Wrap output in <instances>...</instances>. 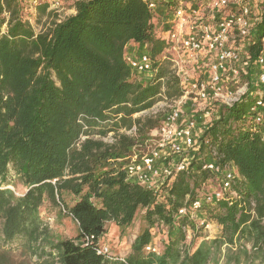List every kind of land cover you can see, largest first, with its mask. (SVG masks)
<instances>
[{"label":"trees","instance_id":"trees-1","mask_svg":"<svg viewBox=\"0 0 264 264\" xmlns=\"http://www.w3.org/2000/svg\"><path fill=\"white\" fill-rule=\"evenodd\" d=\"M178 1L164 3L174 7ZM73 7L74 14L35 33L20 0H0V238L23 241L42 264H264V131L255 130L248 118L253 98L218 109L199 137L196 158L170 186L154 193L127 181L117 159L160 122V114L143 120L133 114L158 101L163 87L166 98L178 97L181 88L165 61L141 84L123 58L124 47L129 41L145 43L156 57L169 25L143 0H76ZM250 17L247 50L253 60L264 51V0L251 6ZM134 125L138 137L119 132ZM95 127L100 137L113 130L116 141L91 136ZM80 134L88 137L77 145ZM212 156L238 174L233 187L239 198L206 210L221 235L184 248L179 229L160 254L144 251L150 229L160 223L172 227L178 209L213 178L203 168L204 158ZM11 172L23 193L7 187ZM65 194L73 197L70 203ZM44 200L76 223L74 237L50 234L40 217ZM139 209L146 225L125 262L99 254L106 223L125 228ZM178 224L194 227L184 217ZM0 264H14L8 249L0 248Z\"/></svg>","mask_w":264,"mask_h":264},{"label":"built area","instance_id":"built-area-1","mask_svg":"<svg viewBox=\"0 0 264 264\" xmlns=\"http://www.w3.org/2000/svg\"><path fill=\"white\" fill-rule=\"evenodd\" d=\"M67 1L20 0L25 20L28 8L45 6L46 11L57 13L56 23L75 13L73 3L76 0H70L73 1L72 9L65 17L60 16ZM143 1L161 23L169 25L161 34L165 47L153 57L147 44L129 41L124 47L123 58L132 75L143 85L153 79L161 63L167 62L169 73L178 80L181 94L174 97L169 108L160 114L159 126L149 131L145 147L136 143L128 155L117 160L123 161L121 169L127 181L159 193L171 185L179 171L190 167L200 147L199 137L217 117L220 107H230L245 96L252 97L248 118L255 130L264 131V51L252 60L247 50L253 24L250 10L257 1L179 0L174 7L165 4L170 0ZM252 73L257 76V81ZM159 96L166 100L164 87ZM148 110H142L140 114H147ZM79 121L83 122L81 118ZM119 132L130 136L137 133L135 125ZM91 136L109 144L117 139L111 130L102 137L99 134ZM87 137L80 134L77 145ZM203 168L213 178L204 182L191 202L178 209L172 225H179V219L184 217L193 223L195 230H207L210 224L205 215L207 208L222 200L239 198L233 187L238 178L234 166L221 167L212 156L204 158ZM251 212L253 214V210ZM186 225L190 227V224ZM186 225L180 228L183 230ZM153 229H150L151 233ZM97 245V252L108 260L125 262L124 257L113 255L106 244L98 241ZM144 251L162 252L154 241L149 242Z\"/></svg>","mask_w":264,"mask_h":264},{"label":"rangeland","instance_id":"rangeland-1","mask_svg":"<svg viewBox=\"0 0 264 264\" xmlns=\"http://www.w3.org/2000/svg\"><path fill=\"white\" fill-rule=\"evenodd\" d=\"M247 1V0H246ZM253 1V0H249ZM72 2L73 1H67L66 3L63 4L62 10L60 11V16L65 17L68 15L67 11L72 9ZM27 17V22L31 25L35 33H39L42 31H46L49 29L53 23H56V18H57V13L54 12H49V11H40L38 8H28V12L26 14ZM142 50H140L141 52ZM254 80L257 81V76L254 75ZM140 77L145 78V75H140ZM172 99L173 98H166V100H161V98L156 101L147 111V114H140V112L135 113L133 117H142L141 119L145 117H154V115H159L161 114L164 110L168 109L169 106L172 104ZM185 108H188L186 106ZM155 111V114L153 113ZM108 126H110V122L107 123ZM111 127V126H110ZM98 127H95L92 130L93 135H96V131L98 130ZM124 129V128H122ZM128 130V129H126ZM113 131V130H111ZM138 133L136 137H138ZM146 137L141 139L138 137L137 143L141 144L140 146L145 147L144 144L146 143V140L148 139L149 132L145 134ZM139 146V148H141ZM11 181L12 183L10 185H7L10 189L14 190L16 193L21 194L25 191L24 185L21 183V181H18L17 178L14 176V172H11ZM71 195H64L65 202L70 203L72 200ZM60 208L57 206H54L53 204L49 203V201L44 200V203L42 204L40 208V217L42 218V221L44 222V225L47 226L48 230L50 231V234L53 237H58V238H71L74 237L77 234V225L76 223L71 219L70 216L64 215L63 212L59 210ZM206 217L208 218V214L206 211ZM215 222V221H213ZM1 225V222H0ZM107 230L109 229L110 224H107ZM146 222L144 220V210L139 209L132 224L128 226L127 228L124 229V231L120 230V236L124 234V240L125 241H114V237L111 235H106L105 237L102 236V238H105L107 241H104L107 246L111 247V251L113 253H118L119 248L120 252H123V249H126L131 245V240H133V235L136 234L137 232H141L143 228L145 227ZM212 229V228H211ZM105 230V231H107ZM169 228H166L165 226L161 227L155 226L154 229V236H156V241L154 243L161 248V250L164 248V245L166 244L167 241H162L163 237L166 236V233L169 231ZM203 228H199L196 233V237L201 236L202 234H206L209 232L207 229L206 231ZM211 232V231H210ZM193 236V234H192ZM200 241H184L183 242V247L184 248H194ZM102 243V241H101ZM247 247L249 245L247 244ZM0 248L1 249H8L10 251V257L13 261L14 264H20V263H25V264H42V259L39 258L38 256L32 254L29 252L27 249L24 248V242L18 240H14L11 242H4L0 238ZM126 255V254H124ZM224 262V261H223ZM222 262V263H223ZM241 264H248L246 262H242Z\"/></svg>","mask_w":264,"mask_h":264},{"label":"crops","instance_id":"crops-1","mask_svg":"<svg viewBox=\"0 0 264 264\" xmlns=\"http://www.w3.org/2000/svg\"><path fill=\"white\" fill-rule=\"evenodd\" d=\"M255 1H259V0H254L253 1V3L255 2ZM206 214V213H205ZM208 221L210 222V224H209V232L208 233H204V234H202L201 236H199V237H196V235L194 234V233H196L198 230H195V228L194 227H189V228H187V225L183 228V230L179 227V225H172V227H169V226H167V225H165V227L166 228H169L170 230L166 233V236L165 237H163V239H162V241H170V240H173L174 238H175V236L177 235V233H178V231H179V229L183 232V234H184V236H185V238H184V241H202V240H211V239H213V238H216V237H219L220 235H221V226L220 225H218L217 223H215V222H213V220H211V219H209L208 218ZM133 222V221H132ZM107 224H110V226H109V229L107 230ZM132 224V223H131ZM130 224V225H131ZM130 225H128V226H130ZM127 226V227H128ZM156 227L157 226H159V225H155ZM155 226L154 227H152L151 229H155ZM127 227H125V228H127ZM125 228H121L120 226H118L115 222H112V221H108L107 223H106V225H105V230H107V231H105L104 233H103V235L102 236H106L107 234L108 235H111V236H113L114 237V241H125L124 240V234H122L121 236H120V230L121 231H124V229ZM212 228V229H211ZM154 229L152 230V233H151V240L150 241H156V236H154ZM190 230V232L188 233V231ZM151 231V230H150ZM202 231H206V229H204V230H202ZM211 231V232H210ZM140 232V231H139ZM139 232H137L136 234H134L133 235V240L135 239V237L137 236V234L139 233ZM192 234H193V236H192ZM102 236H101V238L99 239V241L101 242L102 241V243L104 242V241H107L105 238H102ZM133 240H131L132 242H133ZM131 242V243H132ZM105 244V243H104ZM131 246V245H130ZM130 246L126 249V251H125V249H123V252H120V249L121 248H119L118 250H119V252L118 253H113L112 251H111V247H109V249H110V252L113 254V255H116V256H122V257H124V258H126V256L131 252V249H130ZM163 250V249H162ZM124 254H126V255H124Z\"/></svg>","mask_w":264,"mask_h":264},{"label":"water","instance_id":"water-1","mask_svg":"<svg viewBox=\"0 0 264 264\" xmlns=\"http://www.w3.org/2000/svg\"><path fill=\"white\" fill-rule=\"evenodd\" d=\"M9 188V187H8Z\"/></svg>","mask_w":264,"mask_h":264}]
</instances>
